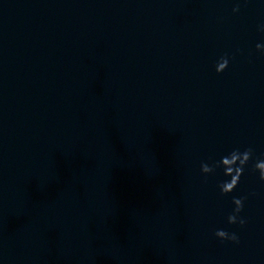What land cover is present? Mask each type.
<instances>
[{
  "label": "water",
  "instance_id": "water-1",
  "mask_svg": "<svg viewBox=\"0 0 264 264\" xmlns=\"http://www.w3.org/2000/svg\"><path fill=\"white\" fill-rule=\"evenodd\" d=\"M261 25L264 0H0V264H264ZM249 147L221 195L201 162Z\"/></svg>",
  "mask_w": 264,
  "mask_h": 264
},
{
  "label": "clouds",
  "instance_id": "clouds-1",
  "mask_svg": "<svg viewBox=\"0 0 264 264\" xmlns=\"http://www.w3.org/2000/svg\"><path fill=\"white\" fill-rule=\"evenodd\" d=\"M239 5L234 7L232 11L234 13L239 12ZM260 31H264V25L259 28ZM256 50L264 52V44H256ZM229 66V57L222 56L215 64V71L217 74L223 73ZM254 151L251 147L241 151L239 148L233 149L226 155L220 157L219 160H213L209 162H201L200 171L203 175L207 176L213 174L217 169L223 170V175L228 179L221 181L217 187L220 190L221 195H229L239 185L241 177L244 175L246 168L250 161H253ZM252 170L259 174V180L264 182V159L257 158L252 163ZM247 197H233L232 203L234 208L232 212L227 216V223L229 225H239L243 228L247 221L240 214L244 209V202ZM215 237L220 241H228L233 244H239V236L235 232H230L225 229H217L214 233Z\"/></svg>",
  "mask_w": 264,
  "mask_h": 264
}]
</instances>
